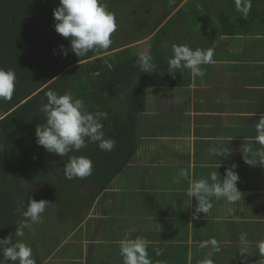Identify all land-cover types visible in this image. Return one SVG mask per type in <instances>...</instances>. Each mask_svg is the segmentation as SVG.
Returning a JSON list of instances; mask_svg holds the SVG:
<instances>
[{
  "label": "crops",
  "instance_id": "0c3cea01",
  "mask_svg": "<svg viewBox=\"0 0 264 264\" xmlns=\"http://www.w3.org/2000/svg\"><path fill=\"white\" fill-rule=\"evenodd\" d=\"M217 1L208 2L210 17H193L201 23L195 24L198 30L194 32L195 19L188 15L163 39L161 63L167 67L174 44L213 51L214 63L201 65L203 83L200 77L193 80L187 69H177L175 76L164 67L148 73L159 83L147 91L146 111L138 121V148L128 167L96 199L79 192L77 209L64 210L57 202L50 214L54 222L60 221L55 234L59 249H69L71 259L123 264L118 242L126 236L150 241L152 264H259L264 259L256 247L264 240V166L253 167L243 158L245 149L253 156L261 150L256 136L264 117V26L229 11V0ZM240 18L246 22L241 24ZM155 34L143 41L137 58L150 54ZM225 147L230 154L220 155ZM233 165L241 199L229 204L212 197L210 212L195 219L197 201L187 196L188 183L174 182L179 170H188L193 179L215 171L222 181ZM244 233L249 255L241 256ZM58 258L51 255L49 260Z\"/></svg>",
  "mask_w": 264,
  "mask_h": 264
},
{
  "label": "trees",
  "instance_id": "16d2710c",
  "mask_svg": "<svg viewBox=\"0 0 264 264\" xmlns=\"http://www.w3.org/2000/svg\"><path fill=\"white\" fill-rule=\"evenodd\" d=\"M129 1L103 0L116 17L117 30L112 35L113 43L107 50L90 52L81 58L71 52L69 40L55 31L53 10L59 6L60 0H0V68L13 70L16 75L13 98L11 101H0V238H7L11 234L13 242L17 240L14 235L17 221L23 219L22 211L26 210L30 197L37 201H56L64 210L77 209L79 192L96 199L136 155L139 116L146 111L148 89L159 80L140 71L136 64L137 47L127 48L148 39L144 36L135 39L133 34L136 28L126 30L124 27L121 10L129 6ZM146 1L151 5L155 0ZM160 1L168 10L187 0H176L172 6L167 0ZM193 1L189 0L187 4L190 18L205 14L200 11L202 7L210 13L209 0H200L201 7H194ZM251 4L248 17L252 22L260 21L259 25L264 26V0H251ZM219 6L222 7L221 4ZM228 6L229 11L240 16L234 0H229ZM171 12H164L159 23L167 20ZM240 20L241 24L246 22ZM227 22L232 25L229 19ZM156 29L152 31L150 28L151 35L156 32L150 39V55L154 57L157 70L163 67L168 69L161 63L163 46L160 42L163 41L158 38L156 42L153 41L160 32L161 36H168L166 27L159 31ZM121 30L124 36H119ZM120 37H123L122 42L118 40ZM61 46L68 50L67 56L61 51ZM100 56H104L99 60L102 70L94 75L97 66L95 59ZM49 90H55L59 95L69 92L75 98L82 99L89 112H107L108 119L102 121L105 139H114L116 147L107 152L101 151L96 143H88L80 151L61 157L60 167H43L42 159L24 144L29 133L46 121L39 108L48 102L46 93ZM119 90L126 92L123 99L116 92ZM72 155L92 160L94 170L91 176L73 180L65 178L63 168Z\"/></svg>",
  "mask_w": 264,
  "mask_h": 264
},
{
  "label": "clouds",
  "instance_id": "9594fccd",
  "mask_svg": "<svg viewBox=\"0 0 264 264\" xmlns=\"http://www.w3.org/2000/svg\"><path fill=\"white\" fill-rule=\"evenodd\" d=\"M169 6L175 4L176 0H167ZM235 8L244 18L249 15L252 4L251 0H234ZM55 20V31L68 39L71 45V52L79 57H85L90 52L97 53L109 49L113 43L112 35L117 30L115 14L108 10L103 0H60L59 6L53 10ZM65 56L68 50L61 46ZM172 58L168 61V73L172 74L177 70L187 69L190 71L193 80L196 77L203 78L206 75L201 65L214 63L213 51L211 49H195L188 45H173ZM140 71L145 73L157 72V65L154 57L150 54H141L136 60ZM175 76V75H173ZM16 88V75L13 70L0 68V101H11ZM48 102L42 105L39 110L44 113L46 121L36 128V142L47 152L68 156L70 152L80 151L87 147L88 143H96L101 151L111 152L116 147V141L112 138L105 139L103 131V120H107V112H89L85 102L75 98L71 93L66 92L59 95L55 90L46 93ZM256 142L261 145L255 156L251 149H245L244 160L255 167L257 164L264 166V117L261 118L257 127ZM230 150L224 148L220 155L227 156ZM232 168L226 170L223 180H218L217 172L210 173L208 178L193 179L190 172L180 169L175 178V183L186 181L189 185L187 196L195 197L197 207L194 218L198 219L200 213L207 215L213 207L211 198L216 200L225 199L229 204L238 202L243 196L238 188L240 179L238 173ZM64 175L68 180L85 179L93 173V162L85 156L72 155L64 166ZM23 204V202H21ZM52 204L46 200L28 199L26 210L22 211L23 219L17 221L15 237L0 238V264H36L33 258V250L30 245L19 239L24 237L25 229L33 230L34 225L43 223V214L48 206ZM247 234H241L239 250L241 256L249 255L247 246ZM120 255L123 264H152L148 252L150 241L142 237H125L119 242ZM219 251L215 240L212 242ZM206 246V245H202ZM259 257H264V240L258 241L256 245ZM159 255V250H156ZM202 264H212L211 260H204ZM259 264H264L260 259Z\"/></svg>",
  "mask_w": 264,
  "mask_h": 264
},
{
  "label": "rangeland",
  "instance_id": "374dc122",
  "mask_svg": "<svg viewBox=\"0 0 264 264\" xmlns=\"http://www.w3.org/2000/svg\"><path fill=\"white\" fill-rule=\"evenodd\" d=\"M140 1L141 0H134L133 2V0H130L129 6L121 10V16L124 17V23H125L124 27L126 28V30L133 29V27L136 28L135 34H133V37L135 39H139L140 37H143V36L144 38L147 37L149 39L151 32L156 27H157L156 30L158 31L160 30L161 23L159 22L161 21L162 16H164L163 13L169 12L172 10L171 12V15H172V13H174V11L176 10V7L174 6V8L173 7H171L170 9L168 8V10H165L164 8L163 10V8H161V5L159 3H154L149 6H144L143 4L140 5ZM188 1L189 0H187V2H184V4L180 7L179 13L177 14V16L173 18V22L171 21L172 23L166 27L165 32L167 34L171 31V28H173L176 22H178L179 20H182V18H185L186 16L189 15V12H188L189 8L187 6ZM209 1H214V0H209ZM192 4H194V7L195 6L201 7L200 0H194ZM220 9H221V6L218 5L217 10L219 11ZM201 11L205 12L204 16L210 17V14L206 12L203 7ZM193 19H195V21H193V25L195 24L199 26L201 25L198 18H193ZM135 23L140 24V25L134 26L133 24ZM197 25L193 26L194 32L198 30ZM150 28L151 30L152 29L153 30L151 31ZM122 31L123 30L120 31L119 36L121 35L124 36V33H122ZM157 38L163 41V42H160L161 46H163L164 37L163 35L161 36V32L155 36L153 41L156 42L158 40ZM118 40H121L120 42H122L123 37H120ZM142 44H143V41H140L139 43H136L135 45L129 46L127 48L136 46L137 48L135 50L136 51L135 53L137 55L139 52L143 51L144 49ZM127 48H122V50L127 49ZM148 48H150V45L146 47L145 50H149ZM163 49H165V46H163ZM169 49H172V47ZM102 57L104 56H100L95 59L97 60L96 65L100 64L99 60H101ZM101 70H102V67H101ZM97 74L94 72V75H97ZM116 92H119V97L121 99L125 97V94H126L125 91L119 90ZM24 147H27L28 149L30 148V151L31 152L33 151V154L37 155V157H40L42 159L41 165L43 167L44 166L49 167L51 165H55L54 169L60 167L61 156L49 153L42 146H39L37 144L36 129L32 130L29 133L26 139V142L24 144ZM49 202L52 204L48 206L45 213L43 214V223L34 225L33 230L31 231L26 229L24 237L19 238V239L23 240L25 243L31 246L33 250V258L35 259L36 264L38 263L45 264L46 262L47 264H70L71 262L72 264H76V261L78 262V264H83L80 258H78L79 260L77 258L73 260L69 257L70 255H67V253H71L69 249L65 247L63 249L62 248L59 249L58 238L55 234H56V228H58V226L60 225L59 223L60 221L56 220V222H54L55 218H53L50 215L51 213L55 212V210L57 209L58 203L56 201H49ZM77 253L79 254V249L77 250ZM51 255H57L59 256V258L49 260Z\"/></svg>",
  "mask_w": 264,
  "mask_h": 264
},
{
  "label": "flooded vegetation",
  "instance_id": "af4514ba",
  "mask_svg": "<svg viewBox=\"0 0 264 264\" xmlns=\"http://www.w3.org/2000/svg\"><path fill=\"white\" fill-rule=\"evenodd\" d=\"M134 2V0H133ZM154 3H159L161 5V8H165L164 2L160 1V0H155ZM143 4L144 6H149L150 4L146 1V0H141L140 1V5ZM164 14V13H163Z\"/></svg>",
  "mask_w": 264,
  "mask_h": 264
},
{
  "label": "water",
  "instance_id": "95a60500",
  "mask_svg": "<svg viewBox=\"0 0 264 264\" xmlns=\"http://www.w3.org/2000/svg\"><path fill=\"white\" fill-rule=\"evenodd\" d=\"M101 65L100 64H98L97 66H96V68L94 69V72L97 74V73H99L100 71H101Z\"/></svg>",
  "mask_w": 264,
  "mask_h": 264
}]
</instances>
